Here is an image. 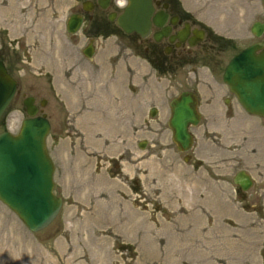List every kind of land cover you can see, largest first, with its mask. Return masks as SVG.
I'll return each mask as SVG.
<instances>
[{
  "label": "rangeland",
  "instance_id": "obj_1",
  "mask_svg": "<svg viewBox=\"0 0 264 264\" xmlns=\"http://www.w3.org/2000/svg\"><path fill=\"white\" fill-rule=\"evenodd\" d=\"M180 1L225 36L264 23L261 0ZM80 3L39 0L42 30L27 40L34 47L20 40L11 58L19 94L0 119V133H18L25 98L45 100L53 192L63 204L47 228L33 233L0 202V264H181L179 257L200 248L191 264H264V121L240 108L231 118L211 117L207 127L202 121L185 163L167 122L168 103L186 76L156 73L131 49L134 38L120 34L97 38L93 58L83 57L89 26L75 35L65 29ZM0 13L6 27L9 14ZM151 107L158 111L153 118ZM241 170L254 184L242 196L232 183Z\"/></svg>",
  "mask_w": 264,
  "mask_h": 264
},
{
  "label": "flooded vegetation",
  "instance_id": "obj_2",
  "mask_svg": "<svg viewBox=\"0 0 264 264\" xmlns=\"http://www.w3.org/2000/svg\"><path fill=\"white\" fill-rule=\"evenodd\" d=\"M17 1L18 0H0V5H2L0 7L3 8V11L0 12H7V15L9 14L6 27L0 26V62L3 63L7 73L13 79L15 78L12 75L13 69L11 66L13 60L11 58H13L14 55H19L18 51L21 49L20 47L23 46L22 43L24 41L25 45L34 47V45L28 44L27 40H29L30 35H34L35 32L40 33L42 30V9L38 5L39 0H25L30 3V5H21L16 8L19 9L18 11L12 8L16 6L14 4ZM128 6L129 0H81L79 10L71 14L81 19V26L76 33L86 25H88L90 29V35H88L89 43L82 49L81 54L85 57L83 55V50L91 44L93 55L91 58L85 57L91 60L95 54L94 40L120 34L134 38L135 43L131 45V49L136 56H142L156 73H184L186 80L183 86H185V88L178 96L184 92L194 95L196 98V112L200 115L199 124L189 129L193 136V145L190 150L192 151L195 143V130L200 127L202 121H205L204 124H206L205 126L207 127L208 119L211 117L223 116L231 118L234 114V108H240L244 111L236 96L230 91L228 85L224 83L223 73L232 58L242 50L254 43H263L264 33L260 38L254 37L252 42H246V39H250L252 36L250 28L246 31L243 27L241 31L238 29V26L237 29L241 31V33H238L239 35L225 36L217 33L212 27L202 22V20L200 21V19L187 11L180 0H150L152 11L149 17V31L145 37H142L136 32H124L117 24L118 18L124 15ZM13 11L15 14L18 12L19 16H28L29 18L26 20L25 17H23L20 23L18 22L19 16L17 14L15 15ZM71 15H69L68 18ZM2 33L7 37L8 43L3 40L1 36ZM32 49L33 48H31V50ZM202 69L206 70V77L203 76L204 73L201 74L199 72ZM208 76L212 77L214 81H207L206 78ZM18 94L19 91L16 88L14 97ZM178 96L173 99L178 98ZM27 98H33L34 106L37 108V115H43V108L40 104L42 100L36 104L34 97ZM170 102L168 103L169 119L171 115ZM219 109L223 110V112ZM152 111H155L154 116H151ZM157 113L158 111L155 107L149 109L150 117H155ZM168 122L167 128L171 131ZM202 131L204 133H217L215 130H209L205 127ZM190 151L182 153L185 155L183 157L185 163L192 159V156L189 154ZM187 155L190 156L189 161L184 160ZM198 161L200 163L202 162L200 160ZM236 189L238 195L242 196L245 194L238 188ZM252 189L253 186L251 190ZM201 250L202 248H200V251ZM200 251L195 252L193 256L184 253V258H182L183 261H181V257H179L180 263L191 264V261L195 260L194 255ZM218 252L219 251L216 250V253ZM171 259L175 260L176 256L174 255Z\"/></svg>",
  "mask_w": 264,
  "mask_h": 264
},
{
  "label": "water",
  "instance_id": "obj_3",
  "mask_svg": "<svg viewBox=\"0 0 264 264\" xmlns=\"http://www.w3.org/2000/svg\"><path fill=\"white\" fill-rule=\"evenodd\" d=\"M264 3V0H262ZM150 0H129V6L117 24L126 33L136 32L145 37L149 31L151 15ZM158 24V23H156ZM81 26V19L71 15L66 22L68 34H75ZM254 37L264 33V24L255 22L251 27ZM264 42L247 47L229 62L223 73V81L236 96L241 107L250 115L264 121ZM83 55H93L90 44ZM17 83L0 62V118L5 113L16 93ZM45 101L41 102V106ZM26 115L17 134L8 131L0 133V202L13 212L23 225L33 233L47 228L58 215L63 201L54 192V163L49 156L46 139L50 123L46 115H37L33 98L23 101ZM169 128L172 141L181 153H187L193 145L190 127L199 124L196 112V98L188 92L181 93L170 102ZM155 111L151 112L154 116ZM139 148H144L140 143ZM190 156L184 158L189 161ZM233 184L242 192L253 185L245 171H239Z\"/></svg>",
  "mask_w": 264,
  "mask_h": 264
},
{
  "label": "bare ground",
  "instance_id": "obj_4",
  "mask_svg": "<svg viewBox=\"0 0 264 264\" xmlns=\"http://www.w3.org/2000/svg\"><path fill=\"white\" fill-rule=\"evenodd\" d=\"M253 181V180H252Z\"/></svg>",
  "mask_w": 264,
  "mask_h": 264
}]
</instances>
